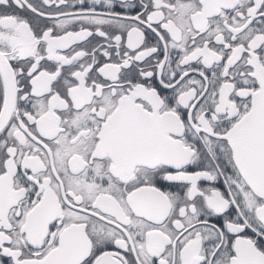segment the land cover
Here are the masks:
<instances>
[{"label": "snow or ice", "instance_id": "snow-or-ice-1", "mask_svg": "<svg viewBox=\"0 0 264 264\" xmlns=\"http://www.w3.org/2000/svg\"><path fill=\"white\" fill-rule=\"evenodd\" d=\"M0 264H264V0H0Z\"/></svg>", "mask_w": 264, "mask_h": 264}, {"label": "flooded vegetation", "instance_id": "flooded-vegetation-1", "mask_svg": "<svg viewBox=\"0 0 264 264\" xmlns=\"http://www.w3.org/2000/svg\"><path fill=\"white\" fill-rule=\"evenodd\" d=\"M72 2L75 4L76 0H72ZM88 2H91V0H88ZM22 15H25L24 13H21ZM217 186H220V184L218 183ZM175 190V189H173Z\"/></svg>", "mask_w": 264, "mask_h": 264}]
</instances>
